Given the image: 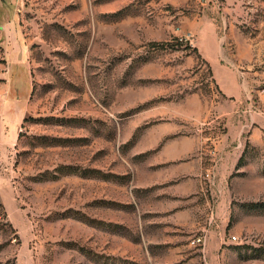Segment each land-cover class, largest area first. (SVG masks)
<instances>
[{
  "label": "rangeland",
  "instance_id": "374dc122",
  "mask_svg": "<svg viewBox=\"0 0 264 264\" xmlns=\"http://www.w3.org/2000/svg\"><path fill=\"white\" fill-rule=\"evenodd\" d=\"M0 264H264V0H0Z\"/></svg>",
  "mask_w": 264,
  "mask_h": 264
}]
</instances>
